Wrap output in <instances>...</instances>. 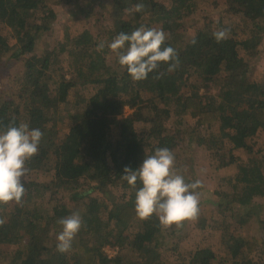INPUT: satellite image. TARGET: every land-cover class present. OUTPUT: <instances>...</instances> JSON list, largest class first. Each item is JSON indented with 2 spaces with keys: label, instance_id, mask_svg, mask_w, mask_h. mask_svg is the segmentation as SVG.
Listing matches in <instances>:
<instances>
[{
  "label": "trees",
  "instance_id": "obj_1",
  "mask_svg": "<svg viewBox=\"0 0 264 264\" xmlns=\"http://www.w3.org/2000/svg\"><path fill=\"white\" fill-rule=\"evenodd\" d=\"M206 1L215 0H113L111 26L94 34L74 15L62 25L59 42L52 38L53 5L77 0H0V132L14 122L43 133L39 153L26 162L22 202L0 204L1 262L167 264L164 254L172 253L173 264H264V229L258 236L245 231L262 211L256 201H264V151L254 148L264 131V79L255 78L252 62L264 51V0H223L221 20L228 16L233 25L198 23ZM137 3L143 12L127 11ZM141 26L168 34L164 46L179 58L174 71L161 63L145 80L133 81L119 64L107 45ZM222 28L230 35L218 43L213 33ZM44 37L49 40L41 48ZM64 112L71 126L61 134ZM193 145L212 157L216 173L235 168L220 176L230 190L216 191L217 202L191 225L163 226L155 215L141 219L135 200L142 183L130 186L121 179L123 169L136 170L167 147L178 173L195 182L189 179ZM183 154L189 177L177 163ZM73 213L82 228L70 251L60 253L57 221Z\"/></svg>",
  "mask_w": 264,
  "mask_h": 264
},
{
  "label": "clouds",
  "instance_id": "obj_2",
  "mask_svg": "<svg viewBox=\"0 0 264 264\" xmlns=\"http://www.w3.org/2000/svg\"><path fill=\"white\" fill-rule=\"evenodd\" d=\"M144 10L145 5L137 3L127 11L139 13ZM229 35L227 28L213 33L218 43L228 39ZM167 39L168 34L162 29L141 26L131 34L119 33L107 46L118 53L119 64L126 67L133 81H143L161 63L169 65L168 72L179 66L178 52L171 46H164ZM104 47L101 42L96 50L100 52ZM42 138V131L39 128L30 129L27 123L16 126L13 122L6 131L0 132V204L22 202L26 192L23 180L28 173L26 162L39 153ZM121 179L132 187L138 180L142 183L136 191L135 200V212L141 219L147 220L155 215L161 225L179 227L184 221L198 217L199 193L196 190L202 187V182H186L175 167L173 152L167 147L157 148L154 154L146 156L136 170L125 167ZM3 223L0 219V225ZM57 223L62 226L56 237L57 251L66 253L82 228V218L73 213Z\"/></svg>",
  "mask_w": 264,
  "mask_h": 264
},
{
  "label": "rangeland",
  "instance_id": "obj_3",
  "mask_svg": "<svg viewBox=\"0 0 264 264\" xmlns=\"http://www.w3.org/2000/svg\"><path fill=\"white\" fill-rule=\"evenodd\" d=\"M54 2V0H51ZM113 0H77V3L73 5H53L56 13H57V21L55 22V30L53 32L52 38L58 39L59 42L62 41V25L72 19L74 15H77L79 17H83L86 20L88 28L94 33H97V29L101 25L111 26L112 20L109 17V12L112 8ZM103 4L105 6H103ZM224 11H227V8L224 5L223 0H215V1H206L204 3H201L198 10V15L196 17V21L199 23L200 21H203L204 19H208L210 21H220L222 19L221 13ZM226 25H233L234 21L230 17L227 16V18L221 20ZM193 21L190 22V24ZM48 38L44 37L41 41V48L44 45V43L48 42ZM12 46L14 47L16 44L15 40L11 41ZM262 58L259 60H254V72L253 75L257 79H264V51L262 52ZM242 55V52H241ZM244 55V53H243ZM189 83V82H188ZM201 93H204L203 90H201ZM126 115L131 114V110L126 109L125 111ZM61 134L65 133L68 128L71 126L70 119L67 116V113H63L61 116ZM213 130L217 133H219V124H216L213 127ZM257 146H255V151L261 150L264 151V131H261V133L258 134L256 140ZM231 147V144H227V150ZM192 156L194 159V166H193V176L189 177V166L187 163H183V157H179L177 160V163L185 168V171L182 168V171L185 175L189 177L191 180H200L202 182V187L199 188V202H201L202 209L205 207L208 203L217 202L218 198L215 195L216 191H225L230 190L229 187L225 186L223 182L220 181V176L224 175H232L235 171L234 167L227 168L224 171H221V173H216L213 169V164L215 163L212 159V157H209V154H207L203 149L201 150L196 145H193L192 147ZM181 155V154H180ZM181 163H183L181 165ZM45 179L47 181H50V176H45ZM46 182V181H45ZM260 206H262V211H256V215L253 216L252 221L245 226L246 234L249 235H260V231L264 229V201L258 200L256 201ZM201 212V213H200ZM203 209L199 210L198 217L195 220L190 221V225L192 223H197V219L200 218V215L202 214ZM205 215H210L209 213H205ZM183 232L182 230L180 231ZM184 233V232H183ZM182 233V234H183ZM181 234V235H182ZM172 253H167L165 255V261L167 264H173L175 256L172 254V256L168 255ZM0 264H4L0 261Z\"/></svg>",
  "mask_w": 264,
  "mask_h": 264
},
{
  "label": "built area",
  "instance_id": "obj_4",
  "mask_svg": "<svg viewBox=\"0 0 264 264\" xmlns=\"http://www.w3.org/2000/svg\"><path fill=\"white\" fill-rule=\"evenodd\" d=\"M111 256H113L114 254H116V251L115 252H113V251H111V250H106Z\"/></svg>",
  "mask_w": 264,
  "mask_h": 264
}]
</instances>
